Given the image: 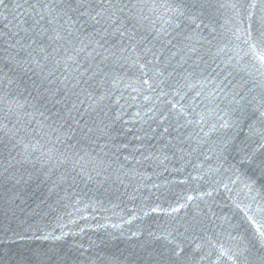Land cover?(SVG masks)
Masks as SVG:
<instances>
[{
    "label": "water",
    "instance_id": "1",
    "mask_svg": "<svg viewBox=\"0 0 264 264\" xmlns=\"http://www.w3.org/2000/svg\"><path fill=\"white\" fill-rule=\"evenodd\" d=\"M0 264H264V0H2Z\"/></svg>",
    "mask_w": 264,
    "mask_h": 264
},
{
    "label": "snow or ice",
    "instance_id": "2",
    "mask_svg": "<svg viewBox=\"0 0 264 264\" xmlns=\"http://www.w3.org/2000/svg\"><path fill=\"white\" fill-rule=\"evenodd\" d=\"M0 2H2V0H0Z\"/></svg>",
    "mask_w": 264,
    "mask_h": 264
}]
</instances>
